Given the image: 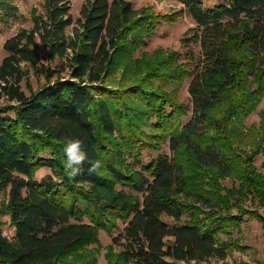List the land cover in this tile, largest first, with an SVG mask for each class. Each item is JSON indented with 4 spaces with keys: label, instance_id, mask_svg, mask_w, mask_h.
Here are the masks:
<instances>
[{
    "label": "trees",
    "instance_id": "16d2710c",
    "mask_svg": "<svg viewBox=\"0 0 264 264\" xmlns=\"http://www.w3.org/2000/svg\"><path fill=\"white\" fill-rule=\"evenodd\" d=\"M14 1L0 0V20L15 19ZM176 1L196 24L183 39L186 53L143 52L163 20L175 18L131 0H85L77 19L71 0H45L33 28L6 40L0 86L15 105L0 108V193H8L0 264H99L102 230L112 235L107 264L226 259L243 248L232 233L245 216L264 221L245 204L264 203L255 164L264 110L259 128L242 129L264 98V0ZM38 38L68 60L70 77L52 79L48 70L27 94L22 64L35 62ZM188 79L187 103L172 86ZM66 138L81 139L88 156L71 178ZM96 159L102 174H89ZM41 167L53 173L39 180Z\"/></svg>",
    "mask_w": 264,
    "mask_h": 264
},
{
    "label": "rangeland",
    "instance_id": "374dc122",
    "mask_svg": "<svg viewBox=\"0 0 264 264\" xmlns=\"http://www.w3.org/2000/svg\"><path fill=\"white\" fill-rule=\"evenodd\" d=\"M44 1L45 0H15L14 3L18 7V13L15 19H11L9 23L0 20V66L8 54L5 50L4 44L8 38L14 36L22 29L33 28V14L44 12ZM135 8L141 10L146 7H152L161 16L173 17L175 20L169 22L163 20L160 24L157 32L148 40V44L142 49L143 52H154L157 49L165 50H177L180 52H185L189 49L185 46L183 42L184 38H188L191 35L189 29L195 27V21L184 10V6L176 0H131ZM217 0H206L208 5L214 4ZM85 0H71L72 9L71 12L75 19L81 15V8ZM73 27L68 28V33L72 31ZM37 57L34 63L23 62V69L25 70V76L19 85L27 94H30L29 88L38 89L39 86L47 81L46 72L50 70L52 72V79L59 76L64 78L70 77V67L67 59L55 56L52 57L49 54L48 45L38 38ZM200 51V48H195ZM118 79L121 75L117 74ZM109 82V81H108ZM189 82L190 79L186 80L182 86L173 85L172 89L174 93L178 95V98L183 102H190L189 93ZM108 84L110 87L114 86L119 88V84L111 83ZM113 84V85H112ZM254 86L252 89L262 90L261 87L258 88L259 82H253ZM2 85V84H1ZM262 85V84H261ZM264 92V90L262 91ZM236 102V105L239 103ZM15 105L14 101H11L8 97V93L2 89L0 86V108H8ZM264 110V98L259 103L256 111L245 120V126L242 127L246 133L249 129L254 126L260 127L261 117L260 113ZM221 111L230 113L227 110V106H224ZM11 115H14V111H10ZM187 118V117H186ZM164 151L171 153L170 145L166 142L163 145ZM251 145H244L243 148L252 151ZM154 152L153 154H157ZM148 155L149 152L145 151ZM255 164L258 169L264 172V150L257 155ZM53 173L52 169L49 167H41L36 174L37 179L41 180L48 174ZM226 186L232 187L233 180L229 177L224 179L223 182ZM8 200L7 191L0 193V209L2 205ZM246 207L252 211H256L258 215L260 214L264 218V203H258V201L253 200L251 197L245 202ZM4 225L2 230L9 237H13L15 234V227L11 222L9 215L3 217ZM171 220V219H169ZM121 227H124V223H121ZM119 230L115 232L117 234ZM233 238L242 244L243 248L234 247L226 259L211 258L205 262H195V261H177L175 264H264V221L256 215V213L247 214L245 220L239 229H234L232 233ZM222 237L228 239V235H223ZM100 253H99V264H107V253L108 248L112 245V235L107 231L102 230L100 233Z\"/></svg>",
    "mask_w": 264,
    "mask_h": 264
},
{
    "label": "clouds",
    "instance_id": "9594fccd",
    "mask_svg": "<svg viewBox=\"0 0 264 264\" xmlns=\"http://www.w3.org/2000/svg\"><path fill=\"white\" fill-rule=\"evenodd\" d=\"M65 161L64 167L66 174L71 178L80 173L81 166L88 159L87 153L83 146V141L79 138H66L62 149ZM103 163L96 159L88 168L89 174H102Z\"/></svg>",
    "mask_w": 264,
    "mask_h": 264
}]
</instances>
